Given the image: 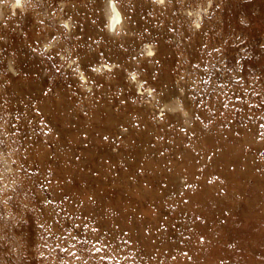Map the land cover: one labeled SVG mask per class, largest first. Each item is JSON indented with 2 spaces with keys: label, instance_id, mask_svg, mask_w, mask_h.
I'll list each match as a JSON object with an SVG mask.
<instances>
[{
  "label": "rangeland",
  "instance_id": "374dc122",
  "mask_svg": "<svg viewBox=\"0 0 264 264\" xmlns=\"http://www.w3.org/2000/svg\"><path fill=\"white\" fill-rule=\"evenodd\" d=\"M0 12V264H264V0Z\"/></svg>",
  "mask_w": 264,
  "mask_h": 264
},
{
  "label": "bare ground",
  "instance_id": "6f19581e",
  "mask_svg": "<svg viewBox=\"0 0 264 264\" xmlns=\"http://www.w3.org/2000/svg\"><path fill=\"white\" fill-rule=\"evenodd\" d=\"M16 3V2H15ZM17 4V3H16ZM107 16L109 18L110 24L113 25L115 20H121V15L120 13L118 14V12L116 11V9L114 8L113 5H109L107 7ZM0 17H1V12H0ZM150 47V46H149Z\"/></svg>",
  "mask_w": 264,
  "mask_h": 264
}]
</instances>
